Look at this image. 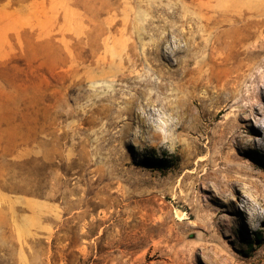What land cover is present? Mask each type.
I'll return each instance as SVG.
<instances>
[{
	"label": "rangeland",
	"instance_id": "rangeland-1",
	"mask_svg": "<svg viewBox=\"0 0 264 264\" xmlns=\"http://www.w3.org/2000/svg\"><path fill=\"white\" fill-rule=\"evenodd\" d=\"M0 264H264V0H0Z\"/></svg>",
	"mask_w": 264,
	"mask_h": 264
},
{
	"label": "trees",
	"instance_id": "trees-1",
	"mask_svg": "<svg viewBox=\"0 0 264 264\" xmlns=\"http://www.w3.org/2000/svg\"><path fill=\"white\" fill-rule=\"evenodd\" d=\"M153 165H155V167H157L158 169H161V163H154Z\"/></svg>",
	"mask_w": 264,
	"mask_h": 264
}]
</instances>
